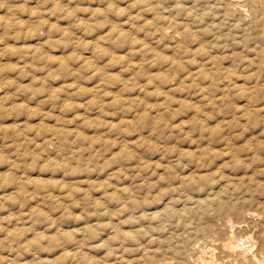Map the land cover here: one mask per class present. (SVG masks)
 <instances>
[{"label": "rangeland", "instance_id": "1", "mask_svg": "<svg viewBox=\"0 0 264 264\" xmlns=\"http://www.w3.org/2000/svg\"><path fill=\"white\" fill-rule=\"evenodd\" d=\"M254 256L264 0H0V264Z\"/></svg>", "mask_w": 264, "mask_h": 264}, {"label": "bare ground", "instance_id": "2", "mask_svg": "<svg viewBox=\"0 0 264 264\" xmlns=\"http://www.w3.org/2000/svg\"><path fill=\"white\" fill-rule=\"evenodd\" d=\"M153 2V1H152ZM242 5V4H241ZM239 8V7H238ZM257 10V9H256ZM166 23V22H165ZM154 25V24H153ZM163 32V31H162ZM170 62V61H169ZM172 63V62H171ZM237 243V242H236ZM239 244V243H238ZM247 244V243H246ZM246 244H245V246H246ZM232 245V244H231ZM230 245V246H231ZM236 245V244H235ZM248 245V244H247ZM244 246V245H243ZM244 246V247H245ZM238 247H240V246H238ZM244 247H242L243 249H244ZM233 248H234V246L232 247V251H233ZM236 249H238V248H236ZM236 249H235V251H236ZM242 250V249H241ZM238 251V250H237ZM250 251V250H249ZM234 252V251H233ZM240 252H242V251H240ZM241 255V254H240ZM247 255H249V254H247ZM238 256V255H237ZM251 256V255H250ZM237 258V257H236ZM239 258V257H238ZM244 258H246L245 256H244ZM251 259V258H250ZM245 260V259H244ZM252 260V259H251ZM240 261V260H239ZM241 262H243V261H241ZM241 262H239L240 264H241ZM244 263V262H243ZM252 263L253 264H264V257L263 258H260V259H257L255 256H254V258H253V260H252Z\"/></svg>", "mask_w": 264, "mask_h": 264}]
</instances>
